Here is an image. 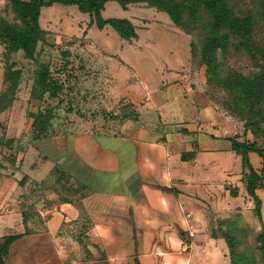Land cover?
<instances>
[{
    "label": "crops",
    "instance_id": "0c3cea01",
    "mask_svg": "<svg viewBox=\"0 0 264 264\" xmlns=\"http://www.w3.org/2000/svg\"><path fill=\"white\" fill-rule=\"evenodd\" d=\"M62 5L43 6L41 26L54 31L59 24L68 35L82 30L96 49L133 72L136 79L124 95L138 115L66 135L60 163L88 191L46 211L48 230H32L31 239L67 244L61 229L75 223L91 229L88 240L101 246L97 264H197L210 257L218 215L242 210L248 200L264 225V187L256 188L259 218L247 189L248 169L234 148V139H244L233 134L197 83L192 35L145 2L124 8L111 0L102 10L104 18L130 19L138 34L132 39L110 24L98 27L76 4ZM255 153L262 158L259 165L251 160ZM249 158L260 171L264 157L250 151ZM20 218L24 228L31 227L24 212Z\"/></svg>",
    "mask_w": 264,
    "mask_h": 264
},
{
    "label": "rangeland",
    "instance_id": "374dc122",
    "mask_svg": "<svg viewBox=\"0 0 264 264\" xmlns=\"http://www.w3.org/2000/svg\"><path fill=\"white\" fill-rule=\"evenodd\" d=\"M230 2L243 10L254 4L253 0ZM183 12L187 17L185 29L192 32L198 85L216 105L223 120L231 124L235 136L264 148V120L257 125L248 123L247 110L234 108L236 93L213 81L208 74L203 53L206 37L214 32L196 26L200 22L209 23L211 14L202 6L186 7ZM191 14L194 19L197 15L202 19L194 21L193 25L189 20L191 24L187 25ZM0 19L18 21L7 0H0ZM174 25L182 29L175 22ZM73 26L78 27V24ZM57 28L48 31L45 39L39 41L32 58L22 49L7 51L6 44L0 41V244L10 233L19 232L25 237L9 249L6 258L13 264H97L94 259L101 252L96 251L101 246L88 240L91 229L72 222L61 229L65 240L70 238L63 245L49 244L47 237L45 243H35L31 239L32 230L47 231L46 211L56 204L76 202L88 191L76 177L72 179L69 170L60 163L66 135L107 128L112 121L128 120L134 115V107L124 95L126 84L136 79L134 73L96 49L82 30L68 35L60 30L59 24ZM257 38L264 43V31L260 30ZM240 43V38L232 35L228 52L223 53L219 48L221 61L244 77L258 74L264 69V60H254ZM7 66L20 70L16 87H11V81H5L3 73ZM45 67L50 70L54 82L61 86L55 95L52 88L45 90L38 83ZM38 114L48 116L46 134L40 137L35 135ZM251 160L259 165L262 158L255 153ZM251 202L246 200L242 210L218 215L216 228L212 230L214 243L208 250L210 257L197 264H264V246L260 238L264 225L251 214L254 207ZM23 212L26 220L30 219L31 227L22 226L20 216Z\"/></svg>",
    "mask_w": 264,
    "mask_h": 264
},
{
    "label": "trees",
    "instance_id": "16d2710c",
    "mask_svg": "<svg viewBox=\"0 0 264 264\" xmlns=\"http://www.w3.org/2000/svg\"><path fill=\"white\" fill-rule=\"evenodd\" d=\"M11 5L18 19L13 23L5 19H0V41L6 44L7 51L14 52L22 49L27 57H34L35 50L39 41L45 39L48 31L40 24V14L43 6H50L56 2L66 5H78L83 12L91 15V22L96 23L102 28L110 24L123 38L132 39L136 37L137 31L133 22L128 18L110 17L104 18L102 10L105 4L111 0H7ZM124 8L129 4L145 2L159 10L167 12L173 22L182 28V30L192 35V32L185 29V14L183 8H193L197 6L204 7L211 14L212 19L209 23L200 22L196 27L205 28L209 32H214L206 37L203 61L207 64V70L210 78L217 83L229 88L235 92L237 98L234 99V108L247 110L248 123L257 125L264 120V69L258 74L250 77H244L243 74L230 70L225 67V63L219 57V48L223 53L228 52L232 46V35L240 38L248 53L257 62L264 60V43L257 36L259 31H264V0H253L254 4L247 10L236 8L230 0H116ZM194 19L191 14L188 16V23L195 24L194 21L202 19L201 15ZM187 27V26H186ZM193 38V37H192ZM192 51L195 56L194 43L192 39ZM263 66V65H262ZM226 74L223 76V73ZM51 72L48 68H43L39 75V85L45 90L52 88L55 95L61 86L51 78ZM20 70L12 66L5 68V81H11V87H16L19 82ZM238 93V94H237ZM239 95V96H238ZM239 97V98H238ZM240 100V101H239ZM2 93H0V103ZM133 106V104L131 103ZM232 106V103L231 105ZM134 107V106H133ZM1 109V104H0ZM132 118H137L138 113L135 108ZM35 126L38 125L36 136L40 137L47 131V114H38L35 116ZM234 148L243 155L244 166L248 169L246 172L247 189L255 201V214L262 217V199L256 192V188L264 187V165L260 171H257L252 165L249 152L256 151L264 157V148L259 147L256 142L249 140L234 139ZM236 194L235 191H233ZM264 228V226H263ZM22 234L14 233L4 236V241L0 244V264H13L6 260L11 245L20 238ZM264 246V232L260 234ZM264 251V250H263Z\"/></svg>",
    "mask_w": 264,
    "mask_h": 264
},
{
    "label": "built area",
    "instance_id": "2783aa9c",
    "mask_svg": "<svg viewBox=\"0 0 264 264\" xmlns=\"http://www.w3.org/2000/svg\"><path fill=\"white\" fill-rule=\"evenodd\" d=\"M188 216H189V214H188ZM190 232H191V234L195 233L193 229H190Z\"/></svg>",
    "mask_w": 264,
    "mask_h": 264
}]
</instances>
